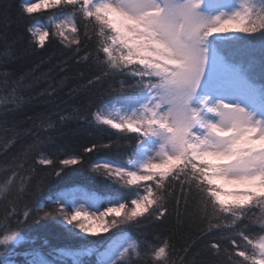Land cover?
<instances>
[{
	"label": "snow or ice",
	"instance_id": "obj_1",
	"mask_svg": "<svg viewBox=\"0 0 264 264\" xmlns=\"http://www.w3.org/2000/svg\"><path fill=\"white\" fill-rule=\"evenodd\" d=\"M204 5L205 0H22L19 5L33 47L45 49L46 42L58 40L79 61L95 60L100 67L89 86L102 78L119 81L116 97L92 116L99 125L135 139L126 164L103 161L93 168L128 192L101 197L67 189L52 201L55 215L80 233L98 235L118 225L163 222L171 197L178 221L186 216L207 225L201 230L210 237L204 243L206 261L198 262V253L189 256L192 244L178 255L172 238L164 237L143 245L113 240L100 264H264V104L250 108L205 92L213 67L210 38L264 34V0H240L231 11L213 17L202 11ZM40 12L49 13L46 24L39 22ZM0 38L7 40L6 34ZM14 83L12 103L23 100L19 88L31 86L23 80ZM57 115L61 123L76 118ZM36 127L52 130L55 122L47 117ZM12 142H6L5 150ZM100 147L111 145L84 151ZM32 148L39 152V164L62 166L54 171L57 176L81 163L78 155L54 160L36 145ZM24 166L11 161L0 179V200L9 201L0 220V264H11L8 253L24 239L14 203L30 183L20 171ZM52 215L44 210L42 218ZM23 216L31 220L29 211ZM10 217H17L15 230ZM252 227L257 231H249ZM91 252L63 254L82 264L79 257ZM33 264L50 262L40 258Z\"/></svg>",
	"mask_w": 264,
	"mask_h": 264
},
{
	"label": "trees",
	"instance_id": "obj_2",
	"mask_svg": "<svg viewBox=\"0 0 264 264\" xmlns=\"http://www.w3.org/2000/svg\"><path fill=\"white\" fill-rule=\"evenodd\" d=\"M21 2L0 0V34L7 36V40L0 38V179L5 174L6 166L17 160L24 162L25 166L20 171L27 173L30 180L26 185L27 190L14 197L24 239L8 253L11 264H33L34 260L39 261L40 258L50 264H73V257L63 253L84 249H91L92 252L79 257L82 264H100L102 251L120 235H128L141 245L171 237L178 255H183L182 249L192 244L190 257L198 253V262L210 259L204 250V243L210 237L203 236L201 231L207 225L193 223L186 216H181L178 221L176 204L171 197L163 222L151 219L142 224L118 225L98 235L82 234L55 215L52 201L67 189L81 188L101 197L128 192V188L97 174L93 168L95 162L100 161L126 164L135 151V139L131 134L125 137L99 125L92 116L103 102L116 97L113 89L120 87L119 81L102 78L99 83L89 86L88 81L95 80L101 73L100 67L95 60L79 61L71 47H65L58 40L46 42L45 49L33 47L27 32L29 21L21 18ZM36 16L39 22H48V12H40ZM211 43L221 63L235 69L248 85L259 91L264 101V34H239L224 39L214 37ZM9 44L11 48H8ZM4 73L8 74L6 78ZM5 79L7 83H4ZM124 79L131 83L130 78ZM21 80L31 86L19 88L17 94L22 93L23 100L12 103L13 88L16 87L14 82ZM52 88L56 89L55 93L48 95ZM57 113L76 118L61 123ZM47 117L55 122L54 129L45 131L36 127L42 121L46 124ZM7 141L13 142L5 150ZM32 145L54 160L78 155L81 163L65 168L57 176L54 171L62 166L39 164V152ZM93 145L111 147H100L92 153L84 151ZM8 207L9 201L0 200V220ZM26 210L31 216L29 221H25L23 216ZM44 210L53 212V215L43 219ZM16 219L10 217L8 220L13 230L17 227ZM249 231L255 232L257 228L252 227ZM0 252H4L3 246H0Z\"/></svg>",
	"mask_w": 264,
	"mask_h": 264
},
{
	"label": "rangeland",
	"instance_id": "obj_3",
	"mask_svg": "<svg viewBox=\"0 0 264 264\" xmlns=\"http://www.w3.org/2000/svg\"><path fill=\"white\" fill-rule=\"evenodd\" d=\"M239 2L240 0H205V5L202 11L209 17H213L215 15H219L221 12L231 11V7L237 6ZM236 35L239 34L238 33L228 34L229 37H233ZM222 38L224 39L227 37H222ZM209 45L213 49L211 38L209 41ZM212 64L213 67L209 74L210 85L205 86V92L207 93L210 90L215 100H221L227 102H239L243 105H247L250 108H256L259 107L261 104H264V101L261 99L262 97L259 94V91L248 85L243 80V78L238 75L235 69H232L229 66L222 64L221 61L215 56L214 49H213ZM75 230L79 231V229H75ZM82 234H86V233H82ZM127 239H132V238L128 235H120V236H116L113 240H120L121 242H124ZM112 241L107 245L105 249L108 248V246L112 243ZM105 249L102 251V253L105 251ZM101 257L102 259H104L102 255Z\"/></svg>",
	"mask_w": 264,
	"mask_h": 264
}]
</instances>
